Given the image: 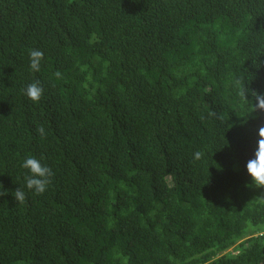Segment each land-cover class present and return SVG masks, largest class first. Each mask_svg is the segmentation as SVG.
<instances>
[{
  "label": "trees",
  "instance_id": "16d2710c",
  "mask_svg": "<svg viewBox=\"0 0 264 264\" xmlns=\"http://www.w3.org/2000/svg\"><path fill=\"white\" fill-rule=\"evenodd\" d=\"M261 62L264 0H0V264H264Z\"/></svg>",
  "mask_w": 264,
  "mask_h": 264
},
{
  "label": "clouds",
  "instance_id": "9594fccd",
  "mask_svg": "<svg viewBox=\"0 0 264 264\" xmlns=\"http://www.w3.org/2000/svg\"><path fill=\"white\" fill-rule=\"evenodd\" d=\"M44 59L43 51L39 49H29V61L30 69L33 72H39L41 62ZM264 62H261V65ZM57 79L62 78V73L57 70L54 73ZM236 83L241 86L240 92L243 97L254 109V112L250 115L252 118H258L261 114H264V92H260L257 89L250 88L244 83L243 78L237 79ZM24 95L34 103H39L44 95V88L39 80L27 84L22 90ZM250 97V98H249ZM210 116L222 119L215 111L209 112ZM37 133L44 137L46 135L43 126H39L36 129ZM258 142L257 148L254 152V156L250 158L246 163V170L251 177L252 184L249 187L264 188V125H260L258 129ZM204 156L201 151L194 153V159L200 160ZM44 158H36L34 156H28L22 163V167L28 170V174L24 176L25 184L23 187L19 186L12 192L16 203L24 204L26 202V193L24 188L34 192L36 195H42L52 184L55 173L52 168L42 163ZM9 195L7 190L0 191V197Z\"/></svg>",
  "mask_w": 264,
  "mask_h": 264
},
{
  "label": "rangeland",
  "instance_id": "374dc122",
  "mask_svg": "<svg viewBox=\"0 0 264 264\" xmlns=\"http://www.w3.org/2000/svg\"><path fill=\"white\" fill-rule=\"evenodd\" d=\"M233 247H231L229 250H231Z\"/></svg>",
  "mask_w": 264,
  "mask_h": 264
}]
</instances>
